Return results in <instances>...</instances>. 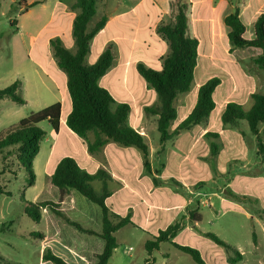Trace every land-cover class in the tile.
<instances>
[{"label":"crops","instance_id":"crops-1","mask_svg":"<svg viewBox=\"0 0 264 264\" xmlns=\"http://www.w3.org/2000/svg\"><path fill=\"white\" fill-rule=\"evenodd\" d=\"M171 2L172 0H98L94 22L103 16L107 17V22L105 27L92 39L90 53L86 59L87 63L92 65L97 62L105 50L111 49L114 55L113 66L100 79L99 84L112 95L116 104L124 103L130 106L131 112L128 120L133 115L132 128L144 136L149 147V169L145 166L143 153L135 147H125L110 142L101 151L91 154L88 151V141L94 139L93 135L89 134L86 140L81 139L69 129L66 123L72 110L71 100H68L65 92L67 88L66 74L56 68V60L49 61L55 67L50 74L48 70H43L41 65L38 66L43 70L44 75L49 76L55 89L60 93L59 102L62 105V114L58 132H54L50 125L49 128L44 129L46 137L34 160L36 180L39 177L38 166L40 171L50 177L59 162L65 157L73 158L82 169L90 174H95L101 169L108 172L113 181L109 183L112 195L108 199L107 205L116 215L122 217L131 215L132 221L131 224L116 232L118 246L119 233L136 228L138 224L145 233L143 237L144 250L145 243L153 240L162 230L157 224L152 223V215L153 211H161L162 208L155 202L154 197L160 193L162 188L161 179L164 175L161 170L166 169L163 158L169 154L167 152L169 143H173L194 129L193 127L189 131L182 132L166 142L162 148L158 131V117L148 116L145 113V108L158 102V96L154 89L148 87L138 71V66L143 65L155 71L163 69V62L170 54V47L169 43L157 33V28L160 24L171 22ZM188 2L190 4L189 34L199 42L192 87H196L198 92L204 83L214 78L215 75H207L215 70L219 74L215 77L220 79V85L215 90L213 97L216 93L223 95L224 109L229 102H235L242 105L244 109L250 110L253 106L252 95L264 94V71L259 69L253 61L262 54V50L256 47L232 48L228 37L230 28L225 25V19L238 10L240 19L246 27L245 38L248 35L246 39L252 40L255 38V24L264 15V0H188ZM75 16L76 13L70 7L64 24L66 31H62V28L60 29L58 26V31L45 38V47L50 46L52 39L60 38L63 44L66 40L69 44L67 48L72 50V46H75L72 37ZM198 75L200 78L196 83ZM195 105L196 103L192 107L190 99L186 96L178 97L175 103L177 110L175 122L177 124L171 125V132L191 113ZM179 111L183 113L180 119ZM260 131L264 132V124L261 125ZM207 132L209 129H202L199 132L200 137H204ZM153 136H156L159 142L152 148L150 140ZM41 157L42 159H40ZM182 163L183 160L178 165L182 167ZM246 180L251 183V180ZM175 185L179 191L178 189L182 185L180 183ZM183 187L186 192L189 190L188 203H192V186L184 182ZM240 192L249 197L257 191L254 187L249 186L248 189ZM176 195L182 196L180 193ZM261 196L264 202V190ZM254 197L260 199L258 195H254ZM186 205L187 202L179 203L171 205L168 209L179 211ZM62 209L85 228L101 231L99 211L84 199L72 194L65 199ZM38 223L41 225V231L18 234L20 237L30 240L31 248L33 245H38L37 252H30V248H28L25 251L26 257L21 261L11 259L12 257H7L2 253H0V257L16 264H52L43 260L44 252L50 249L69 264H92L96 262L97 255L101 254L104 249L103 239L79 232L48 209L44 210L42 219ZM13 224V222H9V229L4 232L0 231V233H7ZM186 228L185 226L183 230ZM35 233H41L44 236L43 239L34 238L32 235ZM178 235L179 233L176 238ZM176 238L172 241L175 242ZM7 244L11 243L7 242ZM161 246L155 251H160ZM240 253L244 258L239 263H264V256L261 257L260 253L251 251L250 256L242 250ZM162 254L166 259H170V254L163 252ZM254 254L257 255L254 256ZM114 255L115 251L108 264H156L154 263V252L147 253L148 256L143 259V262L133 263H124L120 260L112 262ZM168 262L166 261L165 264ZM0 264H3L1 260Z\"/></svg>","mask_w":264,"mask_h":264},{"label":"rangeland","instance_id":"rangeland-1","mask_svg":"<svg viewBox=\"0 0 264 264\" xmlns=\"http://www.w3.org/2000/svg\"><path fill=\"white\" fill-rule=\"evenodd\" d=\"M75 1L26 0L24 3L19 0H0V90L21 80V95L26 101L25 105H20L10 98L0 100V135L6 134L32 113L60 101V93L55 89L52 80L43 74V70L52 73L55 67L51 62L56 60L52 47H45V38L58 31V26L66 31V14ZM34 2L41 4L23 13ZM64 44L66 48L69 47L66 40ZM72 51H75V46H72ZM40 65L43 70L38 67ZM210 73L207 76L219 75L215 70ZM199 78L198 75L196 83ZM65 92L70 101L67 88ZM197 95L196 87L193 86L190 92L180 96L188 97L193 107ZM222 98L221 93H216L213 97L216 108L208 123L195 126L192 131L168 144L169 154L163 158L166 169L161 170L164 175L161 179L162 188L154 197L155 202L162 208L161 211H153L152 215V223L162 230L176 223H179L180 230L186 226L185 230L178 232L175 242L198 249L205 264H229L226 250L205 237V233L209 232L239 251H244L248 256L251 251L264 256V202L261 198L264 190V164L258 159L257 140L246 121H242L237 128L223 124ZM182 115L179 111V119ZM176 124L175 121L172 123ZM127 125L132 128L133 115ZM41 127L49 128V124L45 122ZM202 129H209L210 133H219L220 136L217 139L200 137L199 132ZM261 133L264 142V132ZM158 142V138L153 136L150 140L152 148ZM212 143L218 147V154L215 156L211 154ZM182 160L180 167L178 163ZM18 170L19 164L15 157L3 160L0 156V186L5 192L13 194L11 197L0 194V229L4 223H14L7 233H0V253L21 261L26 257L25 251L28 248L30 252H37L39 246L33 245L31 248L30 240L18 234L41 231L40 223L25 215V202L45 199L52 192L48 189L50 182L39 166V177L32 187L27 185L25 174ZM246 179L251 180V183ZM184 182L192 186V203H188L189 190L185 191ZM176 183L182 185L179 191ZM93 186L96 191L101 190L100 182H94ZM249 186L254 187L257 192L248 197L240 191L248 189ZM177 193L182 196H177ZM254 195H258L260 199L257 200ZM243 197H247V200L242 199ZM185 202L187 205L182 210L168 209L171 205ZM96 208L99 210L98 206ZM140 228L138 224L136 228L119 233V246L112 262H143L147 258V252L143 249L145 233ZM161 245L160 251H154V263L165 264L169 261L168 264H196L189 255L180 253L172 243L165 242ZM162 252L170 254V259H166Z\"/></svg>","mask_w":264,"mask_h":264},{"label":"trees","instance_id":"trees-1","mask_svg":"<svg viewBox=\"0 0 264 264\" xmlns=\"http://www.w3.org/2000/svg\"><path fill=\"white\" fill-rule=\"evenodd\" d=\"M19 1L26 2V0ZM38 4L41 3L29 4L23 13H27ZM97 4L98 0H76L71 7V10L76 13L72 27L75 51L66 48L60 38L50 41L57 66L67 76V90L72 110L66 123L69 129L81 139L86 140L89 134L93 135L94 139L88 141V151L91 154L101 151L110 142L125 147H135L143 153L145 166L149 169V147L144 136L127 125L131 112L130 106L124 103L116 104L112 95L99 84L100 79L113 66L114 55L111 49L105 50L97 62L92 65L86 61L90 53L92 39L105 27L107 22L106 16L94 22ZM170 9L171 22L160 24L157 28V33L169 43L170 47V54L164 59L163 69L155 71L143 65L138 66L140 75L158 96V102L145 108V113L148 116L158 117V131L162 148L166 142L182 132L208 123L210 115L216 108L213 95L220 85V79L217 77L204 83L199 88L197 102L191 113L172 132L170 131L172 123L177 119L175 103L178 97L192 89L199 46L198 40L189 34L190 4L188 0H172ZM239 14V11L236 10L225 19V25L230 28L228 34L230 44L234 49L260 48L262 54L253 61L259 69L264 71V15L255 24V38L249 40L245 38L246 27ZM21 88L22 81L17 80L7 88L0 90V100L10 98L20 105H25L26 101L21 95ZM252 99L253 106L250 110H245L238 103L229 102L222 113L221 120L225 126L234 128L239 127L242 121L247 122L251 133L257 140L258 159L261 164H264V142L260 131V126L264 124V94H253ZM61 114L62 105L58 102L39 112L32 113L6 134L0 135V156L3 160L15 157L19 164L18 172L25 174L29 187L35 185L34 160L46 137V131L41 125L47 122L54 132H58ZM205 136L217 139L220 135L207 132ZM211 154L213 156L218 154V147L215 143L211 145ZM46 178L50 182L48 189L53 196L39 199L36 202L26 201L23 209L25 215L33 221L39 222L44 210L48 209L79 232L103 239L104 249L101 254L97 255L96 262L92 264H108L115 249L118 248L116 232L132 223L131 215L126 217L116 215L107 205V201L112 195L109 189V183L113 181L112 176L103 169L95 174H90L82 169L73 158L65 157L59 162L54 173ZM94 182L102 183L100 191L95 190ZM0 194L13 196L11 192H5L1 186ZM72 194L84 199L95 208L99 207V210L96 209L100 213V232L93 228H85L64 212L62 204ZM242 199L247 200V197ZM8 229L9 225L4 223L0 231L4 232ZM179 231V223L159 231L153 240L145 243V250L151 254L158 250L162 243L170 242L176 249L189 255L196 264H205L198 249L172 241ZM32 236L38 239L44 237L41 233H35ZM205 237L226 250L229 264H237L243 260L244 257L238 249L221 240L217 235L209 232L205 233ZM0 260L3 264H16L2 257ZM43 260L52 264H69L50 249L44 252Z\"/></svg>","mask_w":264,"mask_h":264}]
</instances>
